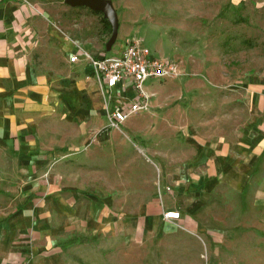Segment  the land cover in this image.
Returning <instances> with one entry per match:
<instances>
[{"label":"rangeland","instance_id":"374dc122","mask_svg":"<svg viewBox=\"0 0 264 264\" xmlns=\"http://www.w3.org/2000/svg\"><path fill=\"white\" fill-rule=\"evenodd\" d=\"M105 1L116 15L115 35L113 28L112 33L106 32L103 19H109L104 13L70 5L66 0L45 1L46 14L38 15L42 21L37 28L41 48L35 56L39 66L44 68L50 61L48 68L57 67L59 39L68 45L80 44L95 56L103 51L110 55L121 53L126 42L135 39L166 60L173 74L151 86L148 111L133 115L111 133L108 121L104 123L108 114L105 116L98 104L100 95L88 99L89 94L75 95L73 90H67L54 96L62 98V103L51 106L50 121L44 122L43 128L50 125L51 132L58 133L55 140L65 142L63 152L74 154L77 149L92 146L98 148L99 158L113 156L107 155L108 149L120 157L113 166L99 164L100 190L93 194L98 198L100 212L109 215L102 218L103 224L113 226L114 233L86 238L87 244L93 242L95 250L91 258L82 255L78 260L81 264H264V201L257 203L256 198L264 195V162L242 195L224 183L209 193H201V209L192 216L196 222L194 231L186 230L180 222L158 224L151 220L145 232L142 228L146 220L138 216L137 197L130 196L132 200L124 202L119 200L124 196L117 194L122 193L124 178L131 186L153 174L158 179L155 156L149 153L159 147L153 137L156 114L159 120L165 119L164 115L180 117V121L159 122L174 131L176 138H167L174 142L173 147L184 145L183 149L190 132L195 139L213 143L237 141L251 131H261L264 0ZM191 14L188 24H184ZM47 48L52 49L50 54H45ZM70 54L65 51V55ZM88 104L93 110L89 111ZM87 111L99 118L86 131L80 130L78 123L62 119ZM121 149L130 151V155L117 154ZM170 152L169 148L167 153ZM65 165L70 169L75 163L72 160ZM138 189L136 185L128 191ZM182 199L173 203L187 209L190 203L186 195ZM85 240L78 242L85 246Z\"/></svg>","mask_w":264,"mask_h":264},{"label":"crops","instance_id":"0c3cea01","mask_svg":"<svg viewBox=\"0 0 264 264\" xmlns=\"http://www.w3.org/2000/svg\"><path fill=\"white\" fill-rule=\"evenodd\" d=\"M45 1L0 0V264H81L78 257L91 258L95 250L93 242L87 244L86 238L114 233L113 226L103 224L102 218L109 215L100 212L98 198L93 194L100 190L99 164L113 166L120 157L108 149L107 155L113 156L99 158L98 148L92 146L77 149L74 154L63 152L65 142L57 143L58 133H52L50 125L44 129L43 123L50 121L51 106L62 103V98L54 96L67 90H73L75 95L89 94L88 99L100 95L98 104L105 116L115 101L133 98L134 91L125 81L112 91V99L107 93L102 94L96 79L91 77V64L84 60L70 61L80 44L68 45L59 39L57 67L48 68L50 61L45 62L44 68L39 66L35 56L41 48L37 28L42 21L38 15L46 14ZM191 16L181 20L188 24ZM51 50L45 49V54ZM67 50L71 51L69 56L65 55ZM88 52L94 57L116 55L103 51L95 56L93 51ZM152 82L146 84L149 93L151 86L161 81ZM262 96L261 131L257 134L251 131L237 141L202 142L190 132L186 149L184 145L173 147L174 142L167 138L175 139L174 131L159 121H180V117L164 115L165 119L159 120L155 115L153 137L159 147L149 153L155 156L158 179L153 174L131 186L124 178L122 193H117L124 196L119 198L124 202L131 201L130 196L137 197L138 216L146 220L142 228L145 232L151 220L158 224L180 222L186 230L194 231L196 222L192 216L201 209V193H209L221 183L240 195L250 187L264 162V93ZM88 105L89 111L93 110ZM89 111L62 119L65 123L66 120L78 123L79 129L86 131L99 118ZM106 126L110 133L118 129L111 128L109 122ZM124 152L130 155L125 149L117 154ZM72 160L75 165L69 169L65 163ZM136 185L139 189L130 193L128 188ZM185 195L190 205L187 209L177 208L174 203L183 201ZM256 198L257 203H263V194ZM166 211H178L180 219L164 220ZM79 240H85L87 245L83 246Z\"/></svg>","mask_w":264,"mask_h":264},{"label":"built area","instance_id":"2783aa9c","mask_svg":"<svg viewBox=\"0 0 264 264\" xmlns=\"http://www.w3.org/2000/svg\"><path fill=\"white\" fill-rule=\"evenodd\" d=\"M80 54V58L79 55ZM80 60L91 64V77L95 78L104 95L112 99V91L119 83L127 82L134 91L133 98L119 99L108 109V122L111 128H120L133 115L146 112L150 109L151 93L146 89L150 80L162 81L173 74V67L168 62L156 56L152 50L140 40L127 41L123 51L119 54L94 57L87 50L78 47L70 61ZM166 221L180 219L178 211L163 213Z\"/></svg>","mask_w":264,"mask_h":264},{"label":"water","instance_id":"95a60500","mask_svg":"<svg viewBox=\"0 0 264 264\" xmlns=\"http://www.w3.org/2000/svg\"><path fill=\"white\" fill-rule=\"evenodd\" d=\"M66 2L73 6L89 7L94 11H99L104 13L105 17L109 19V22L113 28L114 35L117 32L118 23H117L116 15L109 2L105 0H66Z\"/></svg>","mask_w":264,"mask_h":264},{"label":"trees","instance_id":"16d2710c","mask_svg":"<svg viewBox=\"0 0 264 264\" xmlns=\"http://www.w3.org/2000/svg\"><path fill=\"white\" fill-rule=\"evenodd\" d=\"M95 12L97 14H102V12H99V11H95ZM103 22H104V28H105L106 32L112 33V26L110 25V23L106 19H103Z\"/></svg>","mask_w":264,"mask_h":264}]
</instances>
